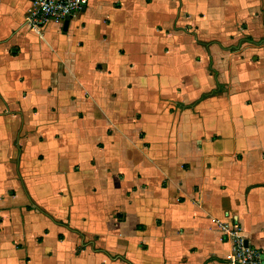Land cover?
<instances>
[{
	"label": "crops",
	"instance_id": "obj_1",
	"mask_svg": "<svg viewBox=\"0 0 264 264\" xmlns=\"http://www.w3.org/2000/svg\"><path fill=\"white\" fill-rule=\"evenodd\" d=\"M0 0V264L264 257V0Z\"/></svg>",
	"mask_w": 264,
	"mask_h": 264
},
{
	"label": "built area",
	"instance_id": "obj_2",
	"mask_svg": "<svg viewBox=\"0 0 264 264\" xmlns=\"http://www.w3.org/2000/svg\"><path fill=\"white\" fill-rule=\"evenodd\" d=\"M90 0H33L25 25L31 30H40L50 22L63 24L65 20L82 12ZM261 45L264 47V40ZM223 233L233 242V264H264L261 250L250 244L242 234L239 222L222 227Z\"/></svg>",
	"mask_w": 264,
	"mask_h": 264
},
{
	"label": "water",
	"instance_id": "obj_3",
	"mask_svg": "<svg viewBox=\"0 0 264 264\" xmlns=\"http://www.w3.org/2000/svg\"><path fill=\"white\" fill-rule=\"evenodd\" d=\"M70 17H68L65 22H64V26L63 29L66 31L68 29L69 23H70ZM262 259L264 260V257L262 256Z\"/></svg>",
	"mask_w": 264,
	"mask_h": 264
}]
</instances>
